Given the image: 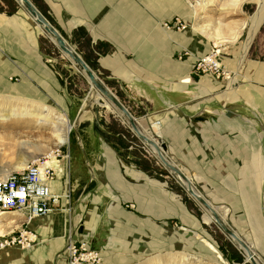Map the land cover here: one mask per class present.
<instances>
[{
  "label": "crops",
  "instance_id": "0c3cea01",
  "mask_svg": "<svg viewBox=\"0 0 264 264\" xmlns=\"http://www.w3.org/2000/svg\"><path fill=\"white\" fill-rule=\"evenodd\" d=\"M42 2L55 28L70 31V40L74 32H83L95 62L143 116L146 126L141 127L165 143L167 155L212 205L219 202L213 198L224 200L220 203L231 214L230 227L251 230L253 251L264 258V102L263 110L229 104L219 77L195 73V61L206 52L187 35L163 28L162 0ZM38 38V27L22 9L0 12V84L13 99L67 113L70 99L62 78L41 52ZM110 145L106 140L84 145L81 173L70 188L77 190L84 181L82 192L72 204L61 199L47 215L32 219L26 227L35 233V243L26 250H0V264H67L69 240H88L100 251L101 264H149L153 259L181 264L182 249L193 252L197 240L183 242L176 222L184 219L195 229L199 223L180 196L123 165ZM63 170L51 184L55 193L65 191ZM125 202L135 208L126 209ZM16 217L15 229L24 222L22 214ZM167 243L173 251L163 253Z\"/></svg>",
  "mask_w": 264,
  "mask_h": 264
},
{
  "label": "rangeland",
  "instance_id": "374dc122",
  "mask_svg": "<svg viewBox=\"0 0 264 264\" xmlns=\"http://www.w3.org/2000/svg\"><path fill=\"white\" fill-rule=\"evenodd\" d=\"M30 1L40 12L42 11L44 15L48 17L50 23L55 27L56 24L53 16L48 12V7L42 0ZM232 1L233 0H200V5H197L198 0H162L160 8L164 11L166 17V22L163 20V23L166 24L164 28L165 30L167 29L166 31H176L183 35H187L188 38L197 42L199 51L202 49L205 50V54L218 51L216 55L223 68V73L219 76V79L222 80L224 85V96L227 97V103L231 104L233 101L236 103L240 102L245 104V106L241 105V108L245 107L263 110L261 105L264 102V20L256 31L241 64L238 63V60L241 54L242 44L245 41V32L240 35L235 43L224 42L214 47V40L192 29L195 22H198L199 26H205L208 33H213L218 26H221V32L232 29L238 23L252 16L257 6L252 0H240L242 2L239 6L237 5L238 7L232 4ZM203 2H206L207 6L203 7ZM191 5L194 6V10L189 7ZM14 6H16V10L20 8L15 0H0V9L4 12L13 9ZM56 29L76 51H79L81 56L83 55L86 58L89 64L92 65L94 72L106 83V85H108L111 91L117 95L131 114L137 119H140V125L145 127L146 123L143 121L144 118H142L143 116H141V113L134 110V108L125 101L124 93L117 87L115 82L109 78L108 71L103 70L99 64L95 62L96 56L91 53L88 39L83 32H74L72 40H70V31L67 28L64 31L61 28ZM38 30L40 50L45 54V57L52 59L55 71L62 78L61 83L70 99L69 110L65 113V111L61 112L54 110L47 106V104H42L37 101L13 99L12 96L6 95L8 90L5 89L3 84H0V176L11 171L13 166L22 160H28L29 162L30 160L43 156L51 150L53 151L58 148L53 144V140L50 138L52 133L51 122L43 123L38 122L35 118H24L20 116L22 111L29 108L33 112H40L44 107H49L56 114L65 113L68 120L73 123L77 110L82 103V99L90 88L87 79L73 67L72 63L58 50L53 41L39 28ZM106 46L107 45L102 44L96 45L100 50H102V48L105 50L107 48ZM186 52L187 49L183 52V55H186ZM204 55L202 54L199 57ZM210 75L211 74L207 76ZM232 78H236V81L230 85V80H232ZM8 81L11 82V80ZM101 102L102 101H100V103ZM4 116L6 118H2ZM94 118H97L98 122L101 124V130H104L112 140H117L118 143H120V148L118 150L113 149L123 165L141 171L150 179L164 183L167 190L180 196L187 212L198 220L199 226L196 227L198 229H195L193 226H187L184 219H181V224L176 222L178 227H181L183 242L185 239L190 238L194 240L195 235L193 232H196L215 246L227 264H250L244 261V256L231 241L219 231L214 223L203 220V208L185 193L172 176L162 173L165 169L156 156L135 136L129 126L125 124L119 116L118 112L114 109H108L103 102L99 106L94 105L91 111L87 112L83 118H81V122L77 127L79 140L75 134L74 126L67 136L66 143L59 146L60 155L67 154L68 156L63 158L62 164L60 161L62 169H64L62 178L65 179L64 192L69 196L68 199L64 197L61 198L65 203L72 204L73 198L76 199L83 190L84 181L81 182L80 187H77V190L75 189L72 191L70 188L73 182L72 179H74L77 174L81 173L79 160L86 157L84 145H88V143L94 141H104L99 134L94 133L92 130V121ZM262 137L263 147L261 155L264 157V133ZM154 138L158 140L156 137ZM107 143L110 145V142ZM70 161L72 178L69 177L68 172ZM84 167L88 168V165L84 164ZM141 167H146L147 170H143ZM88 188L84 187L85 191H87ZM64 192L62 193L64 194ZM213 199L219 200L218 204L213 206L230 225L231 214L228 212V207L222 204V202L220 203V201L224 200L222 198ZM123 206L130 210L135 208V204L131 202H125ZM5 215L7 217H0L1 222L15 220L17 219L16 216H18L14 213ZM15 223H17V221ZM15 223L12 224L13 227L11 231L15 230ZM18 228L20 227L16 229ZM233 229L256 249L254 243L256 238L251 230L247 227L244 228L240 226L238 228L233 227ZM6 230L5 232H8L10 229ZM196 240H194V242ZM168 241L170 242V237L166 238V242ZM197 242H195L193 252L192 250L182 249L183 255L188 253L194 256L191 257V260L184 261L182 255L181 264H222L216 261L211 253L209 254L204 250L198 240ZM226 243H230L236 252H238L239 260L234 259L231 251L226 248ZM157 246L151 245V247ZM15 247L22 250L30 248ZM163 247L166 248L163 253L166 251H173L172 248H169L170 246L168 243L166 245L164 244ZM164 248L159 247V249ZM150 256H152V254ZM259 258H261V256ZM102 261L103 259L101 263ZM153 261L154 259L150 261L149 264H162L160 261Z\"/></svg>",
  "mask_w": 264,
  "mask_h": 264
},
{
  "label": "built area",
  "instance_id": "2783aa9c",
  "mask_svg": "<svg viewBox=\"0 0 264 264\" xmlns=\"http://www.w3.org/2000/svg\"><path fill=\"white\" fill-rule=\"evenodd\" d=\"M193 71L219 77L223 68L216 52H212L198 57ZM59 148L30 160L23 168L0 176V216L15 213L22 214L24 218L20 228L0 237V250L11 246L31 247L36 235L25 227L26 224L36 217L47 215L59 204L64 194L53 192L51 184L57 174L62 173L60 161L68 157L67 154L60 155ZM66 253L67 264H101L100 251L92 247L88 240H69Z\"/></svg>",
  "mask_w": 264,
  "mask_h": 264
},
{
  "label": "water",
  "instance_id": "95a60500",
  "mask_svg": "<svg viewBox=\"0 0 264 264\" xmlns=\"http://www.w3.org/2000/svg\"><path fill=\"white\" fill-rule=\"evenodd\" d=\"M19 7L30 17V19L45 33L56 45L58 50L65 55L72 63L73 67L80 72L89 82L90 88L86 95L82 99V103L77 110L74 118L75 134L79 140L77 127L79 126V118L91 109L90 105V93L92 89L98 90L121 114L123 121L127 122V125L135 136L150 150L153 148L156 158L163 165L165 175L172 176L175 181L181 186L187 195L193 197L194 200L203 208V210L209 211L215 226L219 231L228 238L229 241L239 250V252L247 259L245 262L250 264H264V258H259L253 251L251 245H249L237 232L230 227V225L223 219L217 209L200 193V191L194 186L192 180L188 178L177 166L174 164L170 157L167 155L166 145L162 141L156 140L149 134V131L144 130L127 107L119 100V98L111 91V89L105 84V82L92 70L88 64L83 60L81 55L71 46L64 37L58 32V30L43 16V14L36 8V6L30 0H15ZM90 112V111H89ZM231 112L227 111L226 116H230ZM92 129L94 133L99 134L103 140H106L104 132L101 130L100 124L97 118L92 121ZM245 252V253H244Z\"/></svg>",
  "mask_w": 264,
  "mask_h": 264
},
{
  "label": "bare ground",
  "instance_id": "6f19581e",
  "mask_svg": "<svg viewBox=\"0 0 264 264\" xmlns=\"http://www.w3.org/2000/svg\"><path fill=\"white\" fill-rule=\"evenodd\" d=\"M252 1H254L256 3V5H257L254 13L252 14V16H250L246 20L238 23L232 29H228V30H225V31L221 32V26H218L213 33H208L206 31L205 26H199L198 22H195L193 24L194 26H193L192 29L194 31H196L198 33H202L206 37H209L210 39L214 40V44H213L214 47H216V46H218V45H220V44H222L224 42L235 43L239 39L240 35L243 32H245L246 33V37H245V41L242 44L241 54H240L239 60H238V63L241 64V62H242V60H243V58H244V56H245V54H246V52L248 50V47H249V45H250V43H251L256 31L258 30L259 26L261 25V23L264 20V0H252ZM232 2H233L232 4H234L236 6L237 5L239 6L242 1L233 0ZM197 3H198L197 5H200V0H198ZM202 6L203 7L207 6L206 2H203ZM189 7L192 10H194L193 9L194 6L191 5ZM162 25H163V28H164L165 25L164 24H162ZM216 52H218V51H216ZM235 81H236V78H232V80H230V85L232 83H234ZM89 97H90L91 109L93 108L94 105L99 106L103 102L104 105L108 109H111V110L114 109L115 111L118 112L119 116L121 117V114L119 113V111L98 90L93 88L91 93H90V95H89ZM17 100L27 101L26 99H17ZM100 101H102V102L100 103ZM91 109L89 111H91ZM89 111H87V112H89ZM86 113H84L79 118V120H78L79 123L81 122V118H83V116ZM20 116H22L24 118H35L38 122H43V123L44 122H46V123L47 122H51V124H52V133L50 135V138L53 140V144L56 147L62 146L63 144L66 143L67 136H68L69 132L71 131V129L74 126H76V124L74 123V120H73V123L70 122L68 120V118L66 117L65 113H57L56 114L49 107H44V109L42 111H40V112H33V111H31V109L27 108V109H25L24 111H22L20 113ZM2 118H6V117L4 116ZM122 120H123V118H122ZM137 121L139 123V126H141L140 125V119H137ZM124 122H125V124H127V122L125 120H124ZM155 127L157 128V125H155ZM150 130L153 131L151 128H150ZM150 152L155 155V151L153 150V148L150 149ZM51 159L54 162V158L51 157ZM27 162H28V160H22L18 164L14 165L13 169L17 170V169L23 168L24 166H26ZM63 197L68 199L69 196H68V194L66 192H64V196ZM191 198L194 200L193 197H191ZM203 220L206 221V222L214 223L209 211H207V210H204ZM15 222H16V220H11V221H8V222H6V221L1 222V220H0V237L2 235H4V234H7L8 232H10L11 228L13 227L12 224H14ZM6 229H10V230L8 232H5V231H7ZM193 234L195 235V239H197L199 241V243L202 245L204 250H206L209 254L211 253L212 256H214L216 261H219V263H222V264H227V262L221 256L220 252L215 248V246L210 241H208L207 239L203 238L202 236H200L196 232H193ZM191 256L193 257L194 255L185 254L183 256L184 257V261L191 260L192 259ZM244 258L247 259L246 255H244ZM258 259H259V257H258Z\"/></svg>",
  "mask_w": 264,
  "mask_h": 264
},
{
  "label": "trees",
  "instance_id": "16d2710c",
  "mask_svg": "<svg viewBox=\"0 0 264 264\" xmlns=\"http://www.w3.org/2000/svg\"><path fill=\"white\" fill-rule=\"evenodd\" d=\"M10 3V2H9ZM9 5V4H8ZM16 11V6H14V8L13 9H10L9 11H5L7 14H12V13H14ZM0 12H4V11H2V9H0ZM41 13L43 14V16L50 22V20L48 19V17H46V15H44V13L41 11ZM52 24V23H51ZM97 45H99V44H97ZM78 53H79V51H77ZM82 58H83V60L88 64V66L92 69L93 67H92V65H90L89 64V62L86 60V58L82 55L81 56ZM93 70V69H92ZM106 84V83H105ZM108 86V85H107ZM111 86V85H110ZM116 95V94H115ZM117 96V95H116ZM120 100V99H119ZM121 101V100H120ZM122 102V101H121ZM123 103V102H122ZM100 124V123H99ZM101 125V124H100ZM103 132H104V134H105V137H106V141L107 142H110V144H111V146L114 148V149H116V150H118L120 147V143H118V141L117 140H112L111 139V137L109 136V135H107V133L104 131V130H102ZM123 147H126V146H123ZM141 169H143V170H147V168L146 167H141ZM159 172H161V171H159ZM226 248L228 249V250H230L231 251V254H233V256H234V259L235 260H239V255H238V252H236V250L233 248V246L230 244V243H226Z\"/></svg>",
  "mask_w": 264,
  "mask_h": 264
}]
</instances>
